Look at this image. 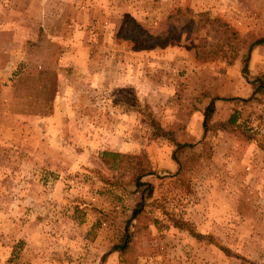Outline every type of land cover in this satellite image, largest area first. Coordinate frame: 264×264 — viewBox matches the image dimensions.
Here are the masks:
<instances>
[{
	"label": "rangeland",
	"instance_id": "1",
	"mask_svg": "<svg viewBox=\"0 0 264 264\" xmlns=\"http://www.w3.org/2000/svg\"><path fill=\"white\" fill-rule=\"evenodd\" d=\"M263 37L264 0H0V264H264Z\"/></svg>",
	"mask_w": 264,
	"mask_h": 264
},
{
	"label": "trees",
	"instance_id": "2",
	"mask_svg": "<svg viewBox=\"0 0 264 264\" xmlns=\"http://www.w3.org/2000/svg\"><path fill=\"white\" fill-rule=\"evenodd\" d=\"M136 28L138 29V32L140 33H143L145 32L144 29L139 25L137 24L136 25ZM147 36H150L149 34L146 33ZM129 38V37H128ZM132 40H135L132 38ZM157 41V40H156ZM155 41V43H153L152 46H155L157 45L158 43ZM166 42V41H165ZM165 42H162L160 43L161 45L164 44ZM264 42V37L261 38V39H258L257 41H255L251 47H250V51L251 49L253 48V46L257 45V44H261ZM139 48V47H137ZM244 70L246 71V73L249 72V68H248V58L246 59V64L244 66ZM255 82H258V86H257V89L256 91H261L264 89V79L261 77V76H257L255 79ZM216 109V105H215V102L214 101H211L210 104L207 106L205 112H204V116H205V119H204V129L206 131H208L210 129V127L212 126V117H213V113ZM236 115H232V117L230 118V120L228 122H216L215 124L216 125H220L221 127H224V128H227V127H231L232 124H235L236 122ZM195 143H180V142H176V148H175V151H174V155H173V158L179 163V166L182 167V163H181V160L178 156V153L179 152H182L184 151L186 148L188 147H192L194 146ZM103 155L108 157V156H111L112 158H115V157H118L119 154L118 153H115V152H111V151H104L103 152ZM113 164L117 163L118 160L115 158L114 160H112ZM152 171L150 170H147V169H143L141 170L136 176H135V184L138 188L142 187V186H145V190L150 188V184L146 183L143 181V176H146L148 174H151ZM142 194H143V191H142ZM142 199H145V195H143ZM139 211L138 210H134L132 215H131V218H130V221H128L126 223V229L129 228L130 226V222H131V219H133V217H135L137 215ZM194 235L195 236H200L198 235V233L194 232ZM118 249V247L116 246L115 249Z\"/></svg>",
	"mask_w": 264,
	"mask_h": 264
}]
</instances>
